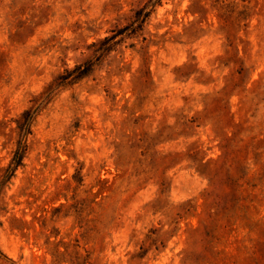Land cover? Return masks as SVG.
I'll use <instances>...</instances> for the list:
<instances>
[{
  "label": "rangeland",
  "instance_id": "rangeland-1",
  "mask_svg": "<svg viewBox=\"0 0 264 264\" xmlns=\"http://www.w3.org/2000/svg\"><path fill=\"white\" fill-rule=\"evenodd\" d=\"M0 264H264V0H0Z\"/></svg>",
  "mask_w": 264,
  "mask_h": 264
}]
</instances>
